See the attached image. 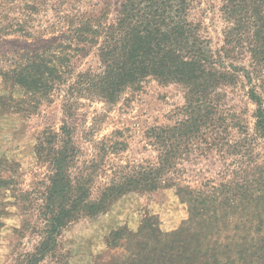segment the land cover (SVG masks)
Masks as SVG:
<instances>
[{
	"label": "trees",
	"instance_id": "1",
	"mask_svg": "<svg viewBox=\"0 0 264 264\" xmlns=\"http://www.w3.org/2000/svg\"><path fill=\"white\" fill-rule=\"evenodd\" d=\"M222 1L229 26L224 47L214 53L198 25L188 20L193 0H0L1 42L12 35L22 39L17 40L19 50L0 55V81L7 92L0 95V111L28 115L41 101L50 103L59 96L64 116L71 118L82 99L112 106L151 80L179 87L184 98L173 126L146 132L154 162L109 165L107 155L125 145L106 140L94 143L92 157L73 173L83 153L73 129L64 123L59 133L42 132L33 148L36 160L47 166L45 183L33 194L16 197L13 177L4 175L10 171L8 161L0 158V228L5 205H12L4 202L8 194L21 202L24 225L37 218L43 226V236L25 256V264H39L55 248L61 231L77 220H94L126 196L158 189L174 190L185 205L180 227L162 233L156 216L148 214L135 233L126 227L111 232L107 246L128 239L129 264H245L247 245L238 235L226 242V232L244 224L237 211L242 206H264V178L248 179L232 171L230 180H206L199 187L180 184V177L190 171L184 163L207 159L213 152L239 160L249 153L239 140L228 139L233 129L247 139L248 128L225 104V90L246 84L248 102L255 106L254 128L264 135V0ZM49 12L51 18L42 20ZM91 53L94 62L75 72L72 60ZM245 54L248 66L233 64ZM15 94L29 104L15 100ZM260 213L253 211L244 224L256 233L251 258L262 240L256 228L264 224Z\"/></svg>",
	"mask_w": 264,
	"mask_h": 264
},
{
	"label": "rangeland",
	"instance_id": "2",
	"mask_svg": "<svg viewBox=\"0 0 264 264\" xmlns=\"http://www.w3.org/2000/svg\"><path fill=\"white\" fill-rule=\"evenodd\" d=\"M222 0H193L188 11V20L199 27L201 36L209 41L214 53H220L224 47V31L229 26L221 13ZM51 18L50 12L42 20ZM22 40L17 36H7L5 43L0 40V55H6L19 50ZM8 42L11 43L8 45ZM94 62L91 54L81 55L72 60V67L81 71L88 64ZM248 55L238 58L234 65L248 66ZM234 91H227L225 104L233 109L239 120L248 128V138L236 130H230L228 139L239 140L245 148L249 149L247 157L239 160L235 156H218L213 152L210 157L200 158L192 164L184 163L183 167L189 169L180 177V184L199 187L206 180L218 183L221 180H230L232 171H239L245 178L261 175L264 178V135H260L254 128L255 119L253 113L255 106L248 102L245 83ZM0 81V95H6ZM15 100L22 104H29L23 96L14 95ZM184 105L181 89L175 85L163 86L155 81H147L140 91H128L115 105H104L98 102L80 101V106L75 109L71 118L64 116L62 111V99L54 96L50 103L40 102L35 111L23 115L19 110L10 113L0 111V158L8 161V173L15 182L16 197L23 194H33L41 188L40 183H45L48 174L47 166L39 163L34 157L33 148L37 138L44 131L52 130L59 133L60 128L67 123L73 129V139L79 146L83 157L75 166L73 173L85 159L93 155L92 145L106 140L117 141L125 146L117 154L107 155V164H144L154 162L156 153L148 146L146 132L154 126H173L178 117L176 110ZM180 118V117H179ZM227 168L226 173L220 170ZM245 171V173H242ZM220 173V174H218ZM102 182L101 179L96 181ZM38 184V185H37ZM93 195H95V188ZM24 196V195H23ZM22 196V197H23ZM19 200V199H18ZM12 205H5L6 215L2 218L3 226L0 228V264H25V256L34 252L43 236V226L35 218L31 225H24V214L21 210V202L7 195V200ZM17 205L19 206H16ZM14 204V205H13ZM245 204V203H244ZM254 207V206H253ZM264 206L251 208L244 205L238 211L243 216V222L254 212H261ZM33 209V208H32ZM29 210L34 216L37 211ZM264 211H262L261 216ZM152 214L158 220V229L162 233L176 231L186 218V207L182 204L170 189H158L141 195L131 194L118 201L104 215L87 220L81 218L70 224L58 235L55 248L46 253L39 264H129L130 241L123 239L121 242L106 245V239L113 231L126 227L130 233H135L146 215ZM242 224L239 230L228 228L226 236L229 239L236 235L242 238V244L246 247L247 255L245 264H264V224L256 226L260 228L258 235L262 240L257 247L256 256L251 258V238L256 236L253 228ZM252 232L249 235V232ZM239 232V233H237ZM247 242V243H246Z\"/></svg>",
	"mask_w": 264,
	"mask_h": 264
}]
</instances>
